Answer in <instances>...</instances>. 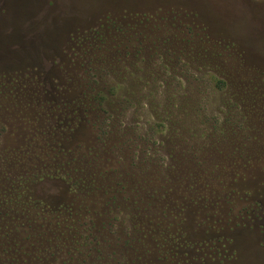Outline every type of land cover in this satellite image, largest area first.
<instances>
[{"label": "rangeland", "instance_id": "obj_1", "mask_svg": "<svg viewBox=\"0 0 264 264\" xmlns=\"http://www.w3.org/2000/svg\"><path fill=\"white\" fill-rule=\"evenodd\" d=\"M0 264H264V0H0Z\"/></svg>", "mask_w": 264, "mask_h": 264}, {"label": "trees", "instance_id": "obj_2", "mask_svg": "<svg viewBox=\"0 0 264 264\" xmlns=\"http://www.w3.org/2000/svg\"><path fill=\"white\" fill-rule=\"evenodd\" d=\"M212 81H213V83L215 84V87H216V89L217 90H219V91H222V90H224L225 89V85H226V83L223 81V80H220V79H218V78H214V79H212ZM238 91H240L239 89H238ZM244 92V91H243ZM242 93V92H241ZM237 96H239V95H237ZM60 145H62V141H59V143H58V147L60 146ZM53 149H55L54 147H53ZM56 150V149H55ZM23 187H25V185H23V186H21V189H23ZM75 187V185L73 186H71V188H74ZM26 189V191H27V188H25ZM22 195L24 196H26V193H25V190H22ZM35 219V218H34Z\"/></svg>", "mask_w": 264, "mask_h": 264}, {"label": "flooded vegetation", "instance_id": "obj_3", "mask_svg": "<svg viewBox=\"0 0 264 264\" xmlns=\"http://www.w3.org/2000/svg\"><path fill=\"white\" fill-rule=\"evenodd\" d=\"M34 218H35V216L33 217L32 222H34V223H35V222H38V219H37V218L34 219Z\"/></svg>", "mask_w": 264, "mask_h": 264}]
</instances>
